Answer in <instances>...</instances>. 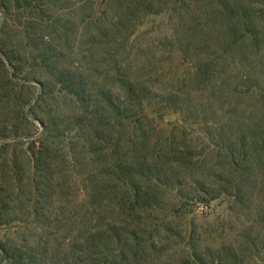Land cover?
<instances>
[{"label": "rangeland", "instance_id": "1", "mask_svg": "<svg viewBox=\"0 0 264 264\" xmlns=\"http://www.w3.org/2000/svg\"><path fill=\"white\" fill-rule=\"evenodd\" d=\"M0 245L264 264V0H0Z\"/></svg>", "mask_w": 264, "mask_h": 264}, {"label": "trees", "instance_id": "2", "mask_svg": "<svg viewBox=\"0 0 264 264\" xmlns=\"http://www.w3.org/2000/svg\"><path fill=\"white\" fill-rule=\"evenodd\" d=\"M131 92L132 91H130V93ZM142 102H143V100H141V102H139L141 104V107H142ZM0 252L5 256V259H7L8 262H11V264H20V263H18L17 259L15 260V256H11V253L9 252V249H7L4 245H0Z\"/></svg>", "mask_w": 264, "mask_h": 264}]
</instances>
